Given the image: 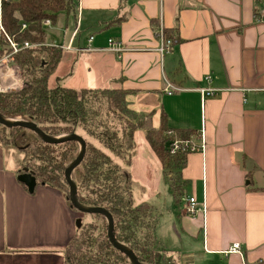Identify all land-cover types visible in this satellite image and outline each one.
Segmentation results:
<instances>
[{"label": "crops", "instance_id": "1", "mask_svg": "<svg viewBox=\"0 0 264 264\" xmlns=\"http://www.w3.org/2000/svg\"><path fill=\"white\" fill-rule=\"evenodd\" d=\"M68 16L59 11L41 27L44 43L75 50V90L119 89L127 110L154 129L162 121L196 142L202 130V150L171 163L176 192L144 130L133 131L122 168L134 202L153 211L156 262L264 264V0H76L67 33ZM160 29L171 41L161 53ZM107 39L123 50H107ZM206 88L213 94L201 97ZM19 173V157L0 143V264H65L75 210L55 187L29 192ZM185 196L204 212L187 215ZM233 243L239 251H229Z\"/></svg>", "mask_w": 264, "mask_h": 264}, {"label": "trees", "instance_id": "2", "mask_svg": "<svg viewBox=\"0 0 264 264\" xmlns=\"http://www.w3.org/2000/svg\"><path fill=\"white\" fill-rule=\"evenodd\" d=\"M75 10L76 0H0V57L9 51L4 34L16 43L33 44L12 55L13 63L20 69L22 85L16 91L0 92V115L34 123L48 136H79L84 151L70 172L76 201L84 207L104 209L112 220L114 241L131 251L137 262L158 264L151 206L144 201L134 202V184L122 165L129 163L134 149L132 134L137 128L144 130L145 140L161 163L176 167L182 164L183 155L167 154L166 145L172 136L166 132L171 129L162 121L154 129L148 118H136L125 106L123 91L48 86L62 49L44 43L41 22L48 20L53 24L59 11L75 17ZM21 24L25 26L21 28ZM90 95L92 100L87 98ZM102 114L115 116L118 126L101 118ZM174 132L178 138L190 133ZM0 143L19 157L21 172L33 176L36 184L59 189L71 206L63 173L80 150L75 139L50 143L30 129L0 125ZM85 214L97 222L84 229L78 218L75 233L63 250L65 264H132L109 241L106 218L100 213Z\"/></svg>", "mask_w": 264, "mask_h": 264}, {"label": "built area", "instance_id": "3", "mask_svg": "<svg viewBox=\"0 0 264 264\" xmlns=\"http://www.w3.org/2000/svg\"><path fill=\"white\" fill-rule=\"evenodd\" d=\"M42 22L48 23V20H43ZM24 26H25L24 24H21V28H23ZM0 32H2L1 24H0ZM159 35H160L161 42L158 47V51L161 53L169 47V45L171 44V41L169 39H163L161 29L159 30ZM4 38L7 41V46L9 48V51L5 52L0 57V92L5 91L7 89L14 90L16 87H19L18 85L16 86V84L17 82L20 81V78L18 77L14 79L12 73L6 74L5 71L9 69L8 66L11 65L10 60H12V55L14 53H16L21 48L30 47L33 45L26 41L22 42L21 44L16 43L12 39H10L6 34H4ZM90 40H91V37L89 36L87 41L89 42ZM106 42H107V50L115 54H119L123 50V48L121 47L118 41L107 39ZM66 48L69 49V46H67ZM4 77H9L7 78L9 80L7 83L3 82ZM171 89L173 88L167 84L165 88L163 89V91L166 93H169ZM198 92L201 97H205V96L212 95L214 92V89H211V88L199 89ZM166 134H169L172 136L166 145V151L169 156H172L176 153H181L183 155L188 152L202 150L203 148L202 130H199L198 142L194 141L191 136L186 137V138H178L177 136H175V133L170 130H168ZM182 200L184 202V210L187 213V215L193 217L198 212H204L203 204L197 202L193 196H185L184 198H182ZM229 251H232V252L239 251L238 243H233L230 246Z\"/></svg>", "mask_w": 264, "mask_h": 264}, {"label": "rangeland", "instance_id": "4", "mask_svg": "<svg viewBox=\"0 0 264 264\" xmlns=\"http://www.w3.org/2000/svg\"><path fill=\"white\" fill-rule=\"evenodd\" d=\"M62 16V17H61ZM64 15H59V20L63 17ZM73 22H74V17L72 15L69 14L67 20L65 21L66 25H67V33L69 32V29L72 28L73 26ZM49 23V22H48ZM48 23H44V24H48ZM75 31V29H74ZM48 33H50V31H47ZM55 36V40L61 36V32L60 31H54L53 32ZM58 35V36H57ZM47 45H52V46H58L61 45L59 43H46ZM69 46V44L64 45V47ZM61 47V46H60ZM62 58L60 63L58 64V66L56 67V69L53 71V73L51 74V76L48 78L47 84L48 86H55V85H59V86H64V87H69V88H74L75 89V50L72 51H62ZM10 66L9 69L6 72V74H13V78H20V81L17 82L16 86L18 85L19 87H16L14 90H5L4 92H8V91H16L20 88V86L22 85V81H21V76H20V69L13 63L12 60H10ZM9 77H4L3 78V82L7 83L9 80L7 79ZM87 98H89L90 100H92V96H87ZM95 104V103H94ZM93 104V105H94ZM103 109V108H102ZM104 110V109H103ZM122 111L127 115V112H125V109L123 108ZM101 118H105L108 119L112 125L114 126H118V122L114 121L116 120V117L113 116L112 114H108L107 117H105V115H101ZM12 119V118H10ZM14 120H22L21 118H13ZM7 134V131H5ZM116 160V159H115ZM163 174L165 177L166 182L168 183L170 189H172L173 191L176 192L179 183L177 181V172L176 169H172V166L163 164ZM124 172L127 173V171L125 169H123ZM150 201V200H149ZM152 204L155 205L154 200H152ZM77 217L79 218L78 223L82 225V228L86 229V226H88L89 224H96V220H94L93 218H91L88 214L85 213H80L78 211H76ZM151 217L153 218V211L151 210ZM154 249L157 251V255L155 260L158 261V256L160 253H158L159 247L157 246V243L154 245Z\"/></svg>", "mask_w": 264, "mask_h": 264}, {"label": "water", "instance_id": "5", "mask_svg": "<svg viewBox=\"0 0 264 264\" xmlns=\"http://www.w3.org/2000/svg\"><path fill=\"white\" fill-rule=\"evenodd\" d=\"M0 125L5 126V127H24V128L30 129L38 137H40L42 140L50 142V143H57V142H60L61 140L66 139V138L75 139L79 143L80 150H79L77 156L75 157V159L73 161H71L68 164V166L65 168L64 173H63L64 179L68 185V200H69L71 206L80 212L102 214L107 220V236H108L109 241L112 243V245L114 247L118 248L119 250H122L129 257L132 264H141V263L137 262L135 256L132 254L131 251H129L127 248L119 245L117 242L114 241V239L112 237V220H111L110 215L104 209L99 208V207H84V206H81L76 201L75 186L70 179V172L78 164V162L81 160L82 155H83L84 143L80 139L79 136H77V135L48 136V135H45L44 133H42L35 126L34 123L24 121V120H14V119L3 117L2 115H0ZM16 178L19 182L24 184V186L26 187V189L29 192L32 191V189L35 185V180H34L33 176H31L27 172H21V173L17 174Z\"/></svg>", "mask_w": 264, "mask_h": 264}]
</instances>
